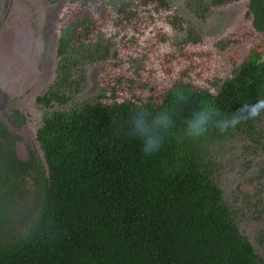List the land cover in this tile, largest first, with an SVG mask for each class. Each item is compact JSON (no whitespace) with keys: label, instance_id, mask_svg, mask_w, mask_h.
Wrapping results in <instances>:
<instances>
[{"label":"trees","instance_id":"obj_1","mask_svg":"<svg viewBox=\"0 0 264 264\" xmlns=\"http://www.w3.org/2000/svg\"><path fill=\"white\" fill-rule=\"evenodd\" d=\"M247 8L264 32V0ZM263 95L256 48L215 95L178 83L158 105L74 100L67 108L69 95L37 97L51 108L36 131L44 164L33 150L21 162L12 141L0 140V264H264L175 137L254 110ZM31 171L40 197L24 222L18 175Z\"/></svg>","mask_w":264,"mask_h":264},{"label":"rangeland","instance_id":"obj_2","mask_svg":"<svg viewBox=\"0 0 264 264\" xmlns=\"http://www.w3.org/2000/svg\"><path fill=\"white\" fill-rule=\"evenodd\" d=\"M248 2L0 0V114L17 109L26 119L14 129L15 156L26 160L32 148L44 164L36 131L51 108L37 103L43 94L69 95L67 108L97 99L158 105L178 83L215 95L251 50L264 56V32L253 28ZM104 45L101 57L95 48ZM175 137L179 150L195 153L221 211L263 257L264 95L254 110L178 129ZM18 176L25 222L40 184L33 173Z\"/></svg>","mask_w":264,"mask_h":264},{"label":"flooded vegetation","instance_id":"obj_3","mask_svg":"<svg viewBox=\"0 0 264 264\" xmlns=\"http://www.w3.org/2000/svg\"><path fill=\"white\" fill-rule=\"evenodd\" d=\"M95 50H102L103 51V54L100 55L101 57H105L107 54L106 45H104L103 47H100V46L96 47ZM94 51H92L91 54ZM191 89H193V88H191ZM36 101H37V99H36ZM25 121H26L25 116L20 111H18L17 109H13V110L8 111L6 115H4V113L0 114V125H1V127H0V140L4 143V145H6V141H5L4 137H6L7 140L12 141L13 152H14V144H16L18 141L17 139H19L18 134L15 133L14 129H16V130L22 129V127L25 125ZM14 136H16V138ZM29 150H33V149L29 148ZM14 155H15V153H14ZM18 160H20V159H18ZM20 161L25 162V163L29 162V151H28L27 159L26 160H20ZM26 168L29 169L30 167L27 166ZM27 173L28 172H24V175H27ZM30 173H33V177L35 176L34 172L31 171Z\"/></svg>","mask_w":264,"mask_h":264},{"label":"clouds","instance_id":"obj_4","mask_svg":"<svg viewBox=\"0 0 264 264\" xmlns=\"http://www.w3.org/2000/svg\"><path fill=\"white\" fill-rule=\"evenodd\" d=\"M159 142H157V144L156 145H154V147H153V149H152V151H155V150H157L158 148H159ZM144 151L146 152V153H149L148 152V150H147V148L144 146Z\"/></svg>","mask_w":264,"mask_h":264}]
</instances>
